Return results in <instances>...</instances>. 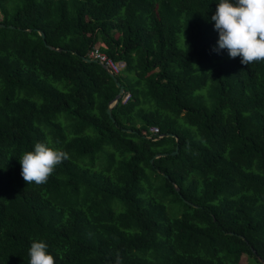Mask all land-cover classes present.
<instances>
[{
    "label": "trees",
    "instance_id": "16d2710c",
    "mask_svg": "<svg viewBox=\"0 0 264 264\" xmlns=\"http://www.w3.org/2000/svg\"><path fill=\"white\" fill-rule=\"evenodd\" d=\"M0 24V264H262L264 0H0Z\"/></svg>",
    "mask_w": 264,
    "mask_h": 264
},
{
    "label": "water",
    "instance_id": "95a60500",
    "mask_svg": "<svg viewBox=\"0 0 264 264\" xmlns=\"http://www.w3.org/2000/svg\"><path fill=\"white\" fill-rule=\"evenodd\" d=\"M0 26H5V24H0ZM11 27H13V26H11ZM38 32H39V34L42 36V38H43V41H44V43H45V45L47 46V47H49L50 49H55V50H58V51H61V50H63V48H57V47H55V46H53V45H50V44H48L47 43V41H46V36H45V32L43 31V30H40V29H38ZM76 53V52H75ZM83 59L85 60V61H88V62H91V61H97L96 59H92L91 57H89V56H83ZM97 62H99L107 71H108V73H109V75L115 80V82H116V85L119 87V92H118V94L116 95V97L113 99V101H111L110 103H109V106H108V108H107V112H108V114H109V116L113 119V121L115 122V119L113 118V116H112V109H113V107L116 105V104H118L119 103V101H120V98H121V96H122V94H123V92H124V85L119 81V79L117 78V76H116V74L111 70V68L109 67V66H107L105 63H103V62H100V61H97ZM123 130H125V131H128V132H133L134 130H132V129H127V128H124ZM175 136L176 137V135L175 134H173V133H167V134H161L160 136H158L157 138L159 139V138H161V137H163V136ZM177 138V137H176ZM178 139V138H177ZM178 150H179V146H177L176 147V150H174V151H172L171 152V154H177L178 153ZM167 154H169V153H167V152H164V153H157V154H155L154 155V157L151 159V161L153 162V160L155 159V158H158V157H161V156H165V155H167ZM164 175H166V176H168L166 173H163ZM176 190L180 193V187L179 186H176ZM180 196L183 198V195L182 194H180ZM184 199V201L185 202H187V203H189V204H192V202H190L189 200H187V199H185V198H183ZM231 234H233V232H230ZM241 237L242 238H245L243 235H241ZM255 251V250H254ZM259 260L261 261V263L262 264H264V258H262V257H259Z\"/></svg>",
    "mask_w": 264,
    "mask_h": 264
},
{
    "label": "built area",
    "instance_id": "2783aa9c",
    "mask_svg": "<svg viewBox=\"0 0 264 264\" xmlns=\"http://www.w3.org/2000/svg\"><path fill=\"white\" fill-rule=\"evenodd\" d=\"M89 57L92 59H96L97 61L105 63L107 66L111 68V70L115 73L118 74L123 67L122 62H116L112 58H110L106 53L102 52L100 49L96 48L93 49L89 52ZM123 102H127V100L130 98V93H124L121 96ZM120 98V99H121ZM152 133H158L159 128L156 126H152L150 128Z\"/></svg>",
    "mask_w": 264,
    "mask_h": 264
},
{
    "label": "bare ground",
    "instance_id": "6f19581e",
    "mask_svg": "<svg viewBox=\"0 0 264 264\" xmlns=\"http://www.w3.org/2000/svg\"><path fill=\"white\" fill-rule=\"evenodd\" d=\"M89 56V55H88ZM119 74V73H118ZM117 76V75H116ZM129 93V92H128Z\"/></svg>",
    "mask_w": 264,
    "mask_h": 264
}]
</instances>
